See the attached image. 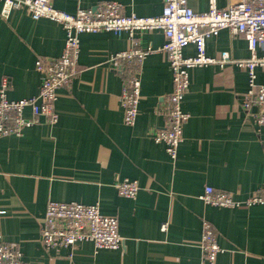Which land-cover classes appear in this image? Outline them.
<instances>
[{
    "label": "crops",
    "instance_id": "obj_1",
    "mask_svg": "<svg viewBox=\"0 0 264 264\" xmlns=\"http://www.w3.org/2000/svg\"><path fill=\"white\" fill-rule=\"evenodd\" d=\"M103 1L54 4L75 13L95 10ZM115 1L128 15H159L164 7V0ZM234 1L217 3L225 7ZM188 3L197 12L209 7L208 0ZM2 7L0 1V85L6 77L10 99L35 96L43 79L36 59L59 56L66 32L49 18L33 19L26 8L3 17ZM139 41L157 49L164 43L163 31H144ZM131 46L128 33L81 34L77 73L69 88L58 91L57 123L40 117L23 135L0 137V233L22 251L27 264H200L205 218L223 248L216 264H264V206L217 207L199 197L206 185L232 191L238 199L264 186V127L258 131L242 107L247 71L231 62L190 70L182 106L191 117L173 160L153 137L165 125L160 110L173 87L164 51L145 58L137 121L124 122L126 72L109 59ZM223 51L236 59L250 56L246 39L228 29L207 40L210 56ZM184 53L192 56L194 46ZM257 81L264 84L262 67H257ZM25 115L31 116L30 108ZM125 178L139 182L135 198L116 188ZM51 200L98 203L103 214L117 217L123 245L97 250L83 242L75 249H45L40 229Z\"/></svg>",
    "mask_w": 264,
    "mask_h": 264
},
{
    "label": "built area",
    "instance_id": "obj_2",
    "mask_svg": "<svg viewBox=\"0 0 264 264\" xmlns=\"http://www.w3.org/2000/svg\"><path fill=\"white\" fill-rule=\"evenodd\" d=\"M0 1L3 3V17H9L14 9L26 8L33 19L49 18L62 25L66 32L65 45L59 56H38L36 59V69L43 74L37 95L10 99L7 95L9 81L3 78L0 85V137L21 136L27 127L38 124L40 117L48 123H57L58 91L71 86L79 64L80 35L90 32L128 33L131 39L129 49L114 53L109 59L120 65L121 72H126L121 104L127 125H134L139 114L142 97L140 71L145 58L156 51L166 53L173 87L164 97L160 110L165 125L157 129L153 137L166 146L171 159L177 158L179 145L185 139L184 126L191 117L182 104L189 90L192 68L228 62L243 67L248 74V88L242 97L243 110L252 118L258 131L264 127V84L257 81V67L264 68V0H237L225 7H219L217 0H208L209 7L203 12L195 11L188 0H164L161 14L145 16L124 13L125 5L115 0L103 1L95 10L80 8L75 13L57 8L54 0ZM154 29L163 31V45L157 49L142 47L139 34ZM222 29L246 39L250 52L248 58H233L228 51H223L219 57L207 53L208 38L218 35ZM190 45L194 46L195 53L186 56L184 51ZM27 108H30L31 116L25 115ZM115 186L120 195L128 198H135L140 190L139 182L129 178L118 181ZM199 197L206 204L217 207L264 206V186L246 199H238L232 191L206 185ZM167 228L168 224L163 223L162 230ZM40 232L45 249H75L83 242L93 243L97 250L118 249L124 242L117 217L103 214L98 203L51 200ZM199 248L200 264H216L223 251L212 223L205 218ZM0 264H27L22 251L6 242L1 233Z\"/></svg>",
    "mask_w": 264,
    "mask_h": 264
}]
</instances>
